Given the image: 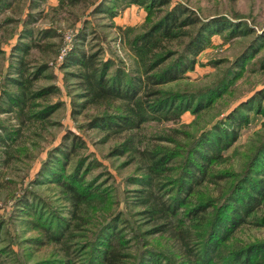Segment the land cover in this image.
Listing matches in <instances>:
<instances>
[{
  "label": "trees",
  "instance_id": "16d2710c",
  "mask_svg": "<svg viewBox=\"0 0 264 264\" xmlns=\"http://www.w3.org/2000/svg\"><path fill=\"white\" fill-rule=\"evenodd\" d=\"M74 1L59 0L56 8L73 5ZM8 4V0H0V10ZM131 5L145 12L138 29L128 25L121 29L133 57L131 67L127 68L112 51L105 56L102 47L94 52L85 49L91 23L84 19L58 69L65 70V80L71 77L77 90L71 96L72 115L77 117L83 110H93L84 116L89 117L78 128L103 132L102 141L115 139L108 157L126 155L130 161L138 162L139 175L125 179L136 188H123L120 200L115 199L113 189L101 188L97 180L85 179L98 163L86 155H79L67 172L69 158L85 147L81 136L68 130L48 154L42 177L35 182L60 187L71 204L69 215L49 209L36 195L34 201L26 193L18 199L14 196L18 212L29 228L39 234L28 239L33 242L28 248L52 243L61 250L49 258L20 264H264V238L232 242L235 230L247 223L264 227V133L248 148L241 171L219 172L226 183L218 194L198 188L211 176V166L227 159L222 153L251 123V111L263 118L264 127V87L238 104L224 121L198 135L184 133L186 139L181 140L165 134L152 143H145L141 137L151 121L178 123L185 112L197 114L211 106L247 65L255 62L264 68V55L252 60L264 46V28L258 33L244 17L236 15L219 13L201 18L187 3L173 0H99L91 13L115 17L120 7ZM24 22L25 27L9 52L18 63L8 76L17 92L4 91L13 95L11 104L20 111L27 99L33 101L53 90L59 91L50 85L26 95L27 83L36 79L48 64L39 65L32 77L24 76L29 44L22 39L32 32L26 27L28 20ZM217 35L223 42L236 36L252 38L211 85L198 90L160 87L192 71L197 57L213 45L212 39ZM61 104H46L29 117L43 121ZM7 133L12 134L8 129ZM137 207L141 210H132ZM137 214L145 219L138 220ZM90 222V227H83ZM1 223L2 220V228ZM172 239L175 245L170 248L165 241Z\"/></svg>",
  "mask_w": 264,
  "mask_h": 264
},
{
  "label": "rangeland",
  "instance_id": "374dc122",
  "mask_svg": "<svg viewBox=\"0 0 264 264\" xmlns=\"http://www.w3.org/2000/svg\"><path fill=\"white\" fill-rule=\"evenodd\" d=\"M173 1L187 3L201 18L219 13L228 16L236 15L244 17L243 20L254 27L258 33L264 28V0ZM8 2V7L0 10V46L4 51L0 54V220H2L1 225L3 224L2 228L0 226V249L5 251L0 253V264H20L49 258L53 252L60 249L58 245L52 243L45 247L28 248L33 243L28 239L39 234L29 228L24 216L18 212L19 205L15 197L18 199L26 193L27 197L30 196L29 200L34 201V195H36L49 209H57L61 215H69L71 204L64 198L60 187L45 181L38 184L35 182L42 177L41 169L43 162L48 159V154L59 145L68 130L78 133L85 147L77 150L69 158L67 172L71 170L79 155H86L87 158L94 157L98 163L85 179L97 180L101 188L113 189L115 199L120 200L123 188L126 187L128 190L136 188V185L127 183L125 179L139 175L138 162L130 161L126 155L118 158L108 157L115 139L107 138L102 141L103 132L93 129L81 131L78 128L89 117L84 116L93 110H83L77 117L72 115L71 96L77 90L71 77L65 80V70L58 69V64L72 48L74 35L82 26L84 19H88L91 25L87 29L85 49L88 52H94L102 47L105 56L108 51H112L116 57L126 63L127 68L131 67L133 57L124 43L121 29L127 25L136 26L138 29V26L143 23L145 12L138 6H129L120 7L115 17L91 13L99 0H75L73 5L65 4L60 9L56 8L59 0H8ZM24 20H28L26 27L32 30L31 34L22 39L29 44V51L24 57L27 68L24 76L32 77L39 65L48 64L36 79H32L30 84L27 83L26 95L29 96L50 85H55L59 91L53 90L47 95L34 98L33 101L27 99L24 110L20 111L18 106L11 104L13 95L8 96L4 91L17 92V86L8 76L15 70L18 63L15 58H11L9 52L25 27ZM67 35L68 39L65 38ZM251 38L252 35L236 36L223 42L220 36H214L213 45L200 53L192 71L186 73L181 79L160 87L198 90L211 85L230 67L234 58L248 45ZM64 50L66 51L60 58ZM263 55L264 46L252 60ZM9 64H13V67L10 68ZM263 87L264 68L254 62L246 66L241 76L229 85L211 106L205 107L197 114L185 112L178 123L151 121L145 125L141 137L145 143H152L159 141L157 138L165 134L181 140L186 139L184 133L198 135L211 128L213 124L224 121L226 115L238 104L247 101ZM57 101L62 103L61 106L45 120L40 121L29 117L30 113L40 111L46 104H54ZM262 103L264 104V101ZM249 116L251 123L241 129L238 139L222 153L224 157L227 156V159L211 166V176H207V180L199 184V189L218 194L220 187L226 183L218 176L219 172L226 169L236 172L242 170L245 153L264 133L263 118L252 111ZM7 129L12 132L11 135L7 133ZM162 143L170 144V142ZM132 210L140 211L141 209L137 207ZM135 217L140 221L145 219L141 214ZM91 222L84 224L83 227H90ZM145 227L148 228L149 225ZM157 235L155 234L154 237ZM259 238H264V227H255L247 223L235 230L232 242H250ZM165 243H168L170 248L175 245L173 239L166 240ZM176 247H178L177 243Z\"/></svg>",
  "mask_w": 264,
  "mask_h": 264
},
{
  "label": "built area",
  "instance_id": "2783aa9c",
  "mask_svg": "<svg viewBox=\"0 0 264 264\" xmlns=\"http://www.w3.org/2000/svg\"><path fill=\"white\" fill-rule=\"evenodd\" d=\"M65 38H66V39H68V38H69V36L67 35ZM65 51H66V50H64V51L62 52V54L60 55V58H61V57H62V55L65 53Z\"/></svg>",
  "mask_w": 264,
  "mask_h": 264
},
{
  "label": "crops",
  "instance_id": "0c3cea01",
  "mask_svg": "<svg viewBox=\"0 0 264 264\" xmlns=\"http://www.w3.org/2000/svg\"><path fill=\"white\" fill-rule=\"evenodd\" d=\"M132 7L134 6V5H131ZM131 8V7H130Z\"/></svg>",
  "mask_w": 264,
  "mask_h": 264
}]
</instances>
